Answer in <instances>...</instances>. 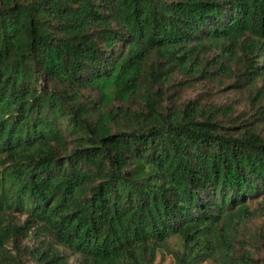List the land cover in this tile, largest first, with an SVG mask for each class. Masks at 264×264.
I'll return each instance as SVG.
<instances>
[{"label": "trees", "instance_id": "obj_1", "mask_svg": "<svg viewBox=\"0 0 264 264\" xmlns=\"http://www.w3.org/2000/svg\"><path fill=\"white\" fill-rule=\"evenodd\" d=\"M176 73L264 77V0H0V264L32 233L38 264H153L173 237L178 264H256L264 137L166 106Z\"/></svg>", "mask_w": 264, "mask_h": 264}, {"label": "rangeland", "instance_id": "obj_2", "mask_svg": "<svg viewBox=\"0 0 264 264\" xmlns=\"http://www.w3.org/2000/svg\"><path fill=\"white\" fill-rule=\"evenodd\" d=\"M206 60H214L221 55L220 48H214L201 54ZM228 65L236 68V60H229ZM217 67L213 70L217 71ZM166 92L165 105L184 106L190 102L199 103L208 110L219 112L218 120L225 126H242L244 122L254 127L264 137V116L259 109L264 106V97L259 96L264 93V77L258 78L253 85H247L238 75L214 74V79H191L181 73H176L171 85L164 87ZM89 93V91H86ZM138 108V104H132ZM231 109L230 115H225V110ZM244 121V122H243ZM251 209L255 212L254 216L244 222L241 226L239 237L236 241L237 255L242 256L243 247L239 244L242 240L246 242L245 248L251 250L256 264H264V195L252 199L249 203ZM21 223L27 220L26 214L17 216ZM42 239L44 236H41ZM52 241V238L49 237ZM39 238L32 233L23 240L26 249V260L29 264H38L33 255V250L40 245ZM171 251L158 252L153 264H178L176 254L182 252L183 247L179 237H173L169 240ZM14 250V245L10 247ZM70 255V253H67ZM73 264H77L76 258H71ZM201 264H221L220 262L207 259Z\"/></svg>", "mask_w": 264, "mask_h": 264}]
</instances>
